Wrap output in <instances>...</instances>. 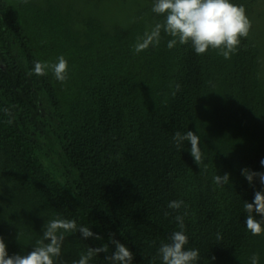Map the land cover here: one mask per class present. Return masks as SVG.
Wrapping results in <instances>:
<instances>
[{"label": "trees", "instance_id": "trees-1", "mask_svg": "<svg viewBox=\"0 0 264 264\" xmlns=\"http://www.w3.org/2000/svg\"><path fill=\"white\" fill-rule=\"evenodd\" d=\"M231 2L252 26L225 59L169 49L163 29L158 44L135 51L164 21L154 0H0V238L9 256L31 252L59 216L102 239L65 234L56 264L110 237L132 264H161L158 248L187 211L186 248L199 250L198 264H251L254 253L264 264V234L247 230L244 210L264 186L242 175L264 173V0ZM61 55L64 82L32 71ZM177 131L200 137L203 164L190 142L176 148ZM225 173L230 183L217 185ZM173 200L187 209L168 208ZM114 251L109 243L89 264H112Z\"/></svg>", "mask_w": 264, "mask_h": 264}, {"label": "clouds", "instance_id": "clouds-1", "mask_svg": "<svg viewBox=\"0 0 264 264\" xmlns=\"http://www.w3.org/2000/svg\"><path fill=\"white\" fill-rule=\"evenodd\" d=\"M27 2V0H25ZM152 12L164 17L163 23H157L150 31L145 32L142 42L136 45L135 51L140 52L150 45L158 44L161 30L172 37L167 47L172 49L177 44L190 45L197 55L206 54L210 49L217 52L225 59H230L240 47L241 39L247 38L251 29V21L246 15L243 5H237L231 0H154ZM37 76H45L49 71L57 81L64 82L68 76V61L63 55L57 58L55 63L36 61L32 70ZM179 86L177 85V88ZM7 112V109H4ZM173 140L177 149L182 147L184 141L191 144L190 154L194 162L200 166L204 163V156L200 148V137L193 131L181 134L177 131ZM264 166V159L260 161ZM242 175L250 185L254 178L264 186V173L254 172L247 168L242 169ZM214 181L217 185L229 184V174L216 175ZM187 209L188 205L183 200H173L167 207L179 210L181 207ZM244 210L247 213L245 225L253 236L264 234V189L255 191L251 203L244 202ZM255 213L260 217L256 219ZM165 217L169 215L164 213ZM183 215L174 217L179 225V230L174 231L169 242L162 243L158 248V256L161 264H198L200 253L198 249H188L189 237L185 234ZM81 234L83 239L89 237L101 240L102 237L94 234L87 226H78L75 220L63 219L57 216L43 226L42 239L37 241L32 251L26 255H8L7 247L0 238V264H56V259L61 256V248L65 234ZM221 239L217 233V240ZM109 243L115 246V251L105 255L112 264H132L133 253L120 241L110 237ZM109 243L100 247H88L86 253L82 254L73 264H89V261L99 253H109ZM215 260V257H210ZM251 264H259V257L253 254Z\"/></svg>", "mask_w": 264, "mask_h": 264}, {"label": "rangeland", "instance_id": "rangeland-1", "mask_svg": "<svg viewBox=\"0 0 264 264\" xmlns=\"http://www.w3.org/2000/svg\"><path fill=\"white\" fill-rule=\"evenodd\" d=\"M42 109L44 112H46V106L45 105L42 106ZM52 161L55 165H58V167H61V165H60L61 163H59L58 157L53 156Z\"/></svg>", "mask_w": 264, "mask_h": 264}]
</instances>
